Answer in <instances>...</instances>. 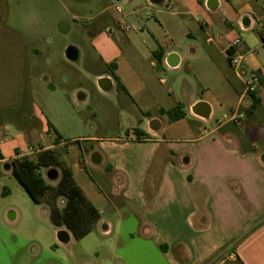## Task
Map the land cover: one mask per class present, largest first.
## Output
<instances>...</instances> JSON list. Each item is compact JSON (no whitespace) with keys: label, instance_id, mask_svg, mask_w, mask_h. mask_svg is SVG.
Returning <instances> with one entry per match:
<instances>
[{"label":"crops","instance_id":"0c3cea01","mask_svg":"<svg viewBox=\"0 0 264 264\" xmlns=\"http://www.w3.org/2000/svg\"><path fill=\"white\" fill-rule=\"evenodd\" d=\"M173 1L181 9L176 14L188 17L183 33L190 37L186 45H176L169 36L166 46L159 44L154 22L123 29L117 12L105 17L106 39L100 49L107 71L93 76L98 81L103 77L112 80L110 89L103 90L98 84L99 88L120 93L125 118L141 127L128 128L125 136L81 137L88 145L78 150L62 139L51 117L43 115L40 125L45 133L33 123L17 127L16 138L28 135L34 141L27 151H22L17 140L5 137L1 141L6 155L0 163L49 148L61 154L65 148L68 160L75 161L70 165L67 160V165L96 207L109 198L99 196L93 178L80 173L87 162L104 164L100 171L109 180L111 193L132 206L143 226L141 234L151 239L169 264H203L232 240L238 241L231 256L243 264H264V77L253 94H247L244 86L250 72L264 75V61L256 53L258 47H264V0H216L214 9L208 7L209 0ZM201 9L213 10L215 16L206 23L199 21ZM145 28L152 41L143 39L146 52L142 53L138 35L130 31ZM215 29L219 30L217 37ZM238 36L241 43L234 51L243 56L239 69L230 64L228 56L230 44ZM9 43V86L1 108L19 106L35 91L44 96L54 86L38 49L17 36ZM171 54L177 57L170 59ZM169 59L177 63L171 65ZM183 69L187 73L179 86H186V103L174 83L160 76L164 71ZM200 102L208 105L203 108H209L206 117L194 112ZM176 106L185 117L171 122L166 111ZM101 109L98 105L93 115ZM224 115L228 117L219 122ZM187 116L197 119L196 124L185 126L182 135L168 128ZM235 116L237 122L231 118ZM155 118L160 121L157 130L151 128ZM95 152L102 157L100 163L91 160ZM109 228L108 223L106 234Z\"/></svg>","mask_w":264,"mask_h":264},{"label":"rangeland","instance_id":"374dc122","mask_svg":"<svg viewBox=\"0 0 264 264\" xmlns=\"http://www.w3.org/2000/svg\"><path fill=\"white\" fill-rule=\"evenodd\" d=\"M167 4L171 5L172 12L167 11ZM116 5L122 7L121 13L116 11ZM180 10L173 0L159 3L151 0H0V159L6 155L1 143L5 137L19 141L22 151L33 145L34 141L28 135L16 138L19 125L25 128L33 123L39 127L40 133H45L40 125L43 115L50 116L60 129L62 139L71 141L78 150L88 145L81 137L125 136L128 128L141 127L142 124H131L125 118L120 93L101 90L93 76L94 73L107 71L100 49L106 39L105 17L117 12L133 28L154 22L159 44L166 46V37L169 36L176 45H186L190 37L183 33L188 17L178 16L176 13ZM134 11H137L135 15ZM212 12L215 11L199 10V21L208 22L215 16ZM148 15L150 19H147ZM132 16L134 20H131ZM93 28L95 35H92ZM216 31L219 30H214L215 37ZM130 32L136 34L135 37L138 35V50L145 53L142 41L145 38H149L147 43L152 41L149 31L145 28L143 32ZM141 33L142 37H139ZM15 36L40 51V58L49 69L54 86L44 96L36 95L35 91L19 106L1 108L5 103L3 95L9 86V42ZM68 47L80 51L78 60L71 61L66 57ZM256 53L264 61V47H258ZM186 73L183 69L160 74L169 83H174L175 91L184 96L185 103L186 86L180 89L179 85ZM98 105L102 109L93 115ZM195 120L187 116L181 123H173L168 128L182 135L185 126H193ZM65 152L64 148L61 154L57 153L63 165H67L70 157ZM36 156L29 155L31 159H36ZM13 160L8 162L11 164ZM68 163L73 165L75 161L69 159ZM103 165L87 162L80 173L82 177H92L97 194L109 200L97 205L102 214L92 230L82 238H75L65 227L53 224L50 207L46 203L48 197H45L46 202L35 203L11 171L0 163V264H169L151 239L141 234L143 226L132 206L124 202L119 194L111 193L109 180L100 171ZM50 168L59 171L57 180L47 178ZM41 173L48 182L56 185L61 177V167H43ZM57 205L63 208L65 199L60 197ZM108 223L110 231L106 234ZM63 229L69 231L66 242L58 238V232ZM203 264L240 263L231 256V250H224Z\"/></svg>","mask_w":264,"mask_h":264},{"label":"trees","instance_id":"16d2710c","mask_svg":"<svg viewBox=\"0 0 264 264\" xmlns=\"http://www.w3.org/2000/svg\"><path fill=\"white\" fill-rule=\"evenodd\" d=\"M256 102L257 100L254 104ZM166 113L171 122L185 117V112L180 106H176L166 111ZM58 139H60V136H58ZM11 165V173L35 203L46 202L45 197H48L46 203L50 207V217L56 227H65L75 238H82L92 230L100 218V211L77 184L71 167L59 162L56 150L45 149L37 155L35 160L22 156L14 159ZM51 166L61 167V177L56 185L48 182L47 178L41 173V168ZM60 197L65 199L63 208H59L57 205V200ZM237 241L228 242L207 261L210 262L215 255L224 250H231L232 252ZM237 260L240 264H243L239 258Z\"/></svg>","mask_w":264,"mask_h":264},{"label":"water","instance_id":"95a60500","mask_svg":"<svg viewBox=\"0 0 264 264\" xmlns=\"http://www.w3.org/2000/svg\"><path fill=\"white\" fill-rule=\"evenodd\" d=\"M151 1H153L155 3H159L163 0H151ZM207 5L209 8L214 9L217 7V1L216 0H209ZM66 54L72 60H76L79 56L78 50L75 47H69L67 49ZM174 57H177V55L176 54L170 55V59L174 58ZM170 59H169V63H171V65H175L177 63V62H170L171 61ZM98 84L103 90H108L112 86V80L108 77H103L98 81ZM205 107H208V105L204 102H200L194 107V112L200 116L206 117L209 115V108L204 110L203 108H205ZM159 127H160L159 119H157V118L153 119L151 122V128H153L154 130H157ZM101 159H102V157H101L99 152H95L91 156V160L94 163H100ZM262 159L264 160V157ZM11 167H12V165L10 163H6L4 165V168L7 170H9ZM46 176L50 180H57L59 177V171L55 168H50L47 170ZM105 228L107 229V225L105 226ZM58 238L61 242H66L69 239V231L66 229L60 230L58 232Z\"/></svg>","mask_w":264,"mask_h":264},{"label":"built area","instance_id":"2783aa9c","mask_svg":"<svg viewBox=\"0 0 264 264\" xmlns=\"http://www.w3.org/2000/svg\"><path fill=\"white\" fill-rule=\"evenodd\" d=\"M167 10L172 11V7L170 5H167ZM115 9L118 13H121L123 11L122 7L120 5H116ZM119 25L123 29H129V24L126 22L124 18L119 19ZM172 42V41H171ZM241 43L240 38H236L233 40V42L230 44L229 50H228V56H229V62L234 67L239 69L243 64V56L239 53L234 51L235 46ZM263 73L261 71H252L248 75L245 76L244 79V86H245V92L247 94H253L256 92L257 87L261 82L263 81ZM227 115H224L219 122H222L225 118H227ZM234 121H238V117H231ZM6 134H8V131H6Z\"/></svg>","mask_w":264,"mask_h":264}]
</instances>
